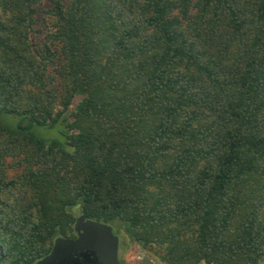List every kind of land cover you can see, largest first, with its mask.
Listing matches in <instances>:
<instances>
[{"label":"trees","instance_id":"1","mask_svg":"<svg viewBox=\"0 0 264 264\" xmlns=\"http://www.w3.org/2000/svg\"><path fill=\"white\" fill-rule=\"evenodd\" d=\"M3 114L0 264L80 214L167 264H264V0H0Z\"/></svg>","mask_w":264,"mask_h":264},{"label":"water","instance_id":"2","mask_svg":"<svg viewBox=\"0 0 264 264\" xmlns=\"http://www.w3.org/2000/svg\"><path fill=\"white\" fill-rule=\"evenodd\" d=\"M74 233V238L58 236L51 251L34 264H123L118 237L109 224L80 214Z\"/></svg>","mask_w":264,"mask_h":264},{"label":"rangeland","instance_id":"3","mask_svg":"<svg viewBox=\"0 0 264 264\" xmlns=\"http://www.w3.org/2000/svg\"><path fill=\"white\" fill-rule=\"evenodd\" d=\"M50 4V0H42V6L47 7ZM19 116L14 114H3L0 117V121L3 124L15 125L19 121ZM32 131L42 137H58L60 138V133L58 127H47L35 125ZM16 170L10 169L11 176L15 174ZM120 260L123 264H167L161 260V257L153 249H145L139 244L126 245L124 249L119 250ZM200 264H207L202 262Z\"/></svg>","mask_w":264,"mask_h":264},{"label":"flooded vegetation","instance_id":"4","mask_svg":"<svg viewBox=\"0 0 264 264\" xmlns=\"http://www.w3.org/2000/svg\"><path fill=\"white\" fill-rule=\"evenodd\" d=\"M121 262H122V260H121Z\"/></svg>","mask_w":264,"mask_h":264}]
</instances>
